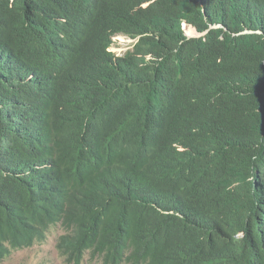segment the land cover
I'll return each mask as SVG.
<instances>
[{
    "label": "trees",
    "instance_id": "trees-1",
    "mask_svg": "<svg viewBox=\"0 0 264 264\" xmlns=\"http://www.w3.org/2000/svg\"><path fill=\"white\" fill-rule=\"evenodd\" d=\"M56 226L73 264H264V0H0V262Z\"/></svg>",
    "mask_w": 264,
    "mask_h": 264
},
{
    "label": "rangeland",
    "instance_id": "rangeland-1",
    "mask_svg": "<svg viewBox=\"0 0 264 264\" xmlns=\"http://www.w3.org/2000/svg\"><path fill=\"white\" fill-rule=\"evenodd\" d=\"M132 43L129 38L119 37L114 41L111 50L116 56H123L132 48ZM63 233L60 226L52 227L44 242L30 248L13 251L0 264H73L56 247L57 239ZM81 264H101V261L86 254Z\"/></svg>",
    "mask_w": 264,
    "mask_h": 264
},
{
    "label": "clouds",
    "instance_id": "clouds-1",
    "mask_svg": "<svg viewBox=\"0 0 264 264\" xmlns=\"http://www.w3.org/2000/svg\"><path fill=\"white\" fill-rule=\"evenodd\" d=\"M119 37H124V36H121V35H116V36H114L113 38H112V45H113V43H114V41L117 39V38H119ZM125 38H127V37H125ZM133 42V41H132ZM111 45V46H112Z\"/></svg>",
    "mask_w": 264,
    "mask_h": 264
}]
</instances>
